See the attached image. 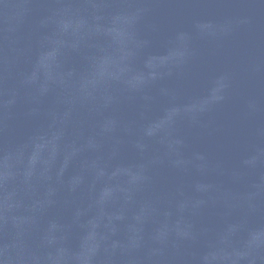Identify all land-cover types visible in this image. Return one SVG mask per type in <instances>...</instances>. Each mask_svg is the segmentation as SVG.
Returning <instances> with one entry per match:
<instances>
[{"label": "water", "instance_id": "obj_1", "mask_svg": "<svg viewBox=\"0 0 264 264\" xmlns=\"http://www.w3.org/2000/svg\"><path fill=\"white\" fill-rule=\"evenodd\" d=\"M0 264H264V0H0Z\"/></svg>", "mask_w": 264, "mask_h": 264}]
</instances>
